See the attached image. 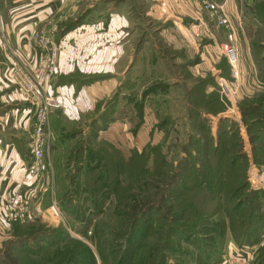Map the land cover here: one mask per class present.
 <instances>
[{"label":"rangeland","instance_id":"obj_1","mask_svg":"<svg viewBox=\"0 0 264 264\" xmlns=\"http://www.w3.org/2000/svg\"><path fill=\"white\" fill-rule=\"evenodd\" d=\"M128 1L0 0V46L7 60L0 69V121L5 117L11 121L15 113H20L21 101L29 106L33 114L29 143L34 156L32 175L42 170L52 152L51 114L63 111L66 115L57 88L75 87L76 92L83 86L95 88L105 80L113 85L93 109L79 110L68 118L64 136L71 148L66 160L70 166L69 186L58 201L62 211L54 213L61 224H40L12 232L0 243V264H207L213 254L218 255L212 252L213 245L204 235L207 230L202 225L208 221L197 222L193 215H188L192 219L182 218L178 214L182 202L178 201L187 190L200 195L211 190L215 182L211 166L216 163L221 166V174L225 173L220 176V191L233 193L232 204L240 206L242 202L247 209L250 205L246 200L254 198L262 199L264 207V187L250 180L252 172L255 179L264 174V0H252V24L246 29L247 41L242 43L223 5L216 4L230 20L229 27L219 22L229 30L228 40L216 45L220 67L199 75L189 69L188 86L173 85L169 95L166 92L170 88L166 90L163 78L142 73L139 79L132 80L131 64L119 73H85L75 66L61 70L62 50L67 58H74L71 53L75 50L69 52L67 39L76 31L106 26L115 10ZM134 2L132 7L138 4ZM206 2L218 3L204 1L206 10ZM8 24L14 35H28L36 59L21 58V47L4 30ZM142 26V41L135 46L133 60L155 31L147 22L143 21ZM155 42L163 49L161 38ZM230 45L237 52L235 71L224 54L225 46ZM53 46L57 51L56 67L45 85L44 97H55L59 102L48 109L42 134L38 127L44 99L25 90L26 76L43 74ZM19 68L21 72L16 71ZM69 106L74 108L76 103ZM39 142H45L47 150L41 161L33 150ZM23 198L29 205L27 196ZM188 202L189 208L195 207L193 203L200 204L197 200ZM204 203L205 209L210 208L207 200ZM28 214L15 220L24 224ZM68 242L73 254L58 255V249ZM133 253L135 258H126ZM227 255L219 264L251 256L254 264L251 252Z\"/></svg>","mask_w":264,"mask_h":264},{"label":"crops","instance_id":"obj_2","mask_svg":"<svg viewBox=\"0 0 264 264\" xmlns=\"http://www.w3.org/2000/svg\"><path fill=\"white\" fill-rule=\"evenodd\" d=\"M204 1L206 0H164L162 3L136 0L139 5L132 7L135 2L129 0L126 5L115 10L106 26L88 28L86 31H76L72 34L67 42L70 43L69 52L75 50L74 54L71 53L74 58H67L66 52L62 50L59 67L65 71L75 66L85 73H119L131 64L132 80L139 79L142 73H149L155 78H163L166 90L170 88V91L166 92L168 95L172 92L173 85L185 88L188 86L186 74L189 69L199 75L201 72L214 71L216 67H220L221 60L216 45L228 40L229 36V30L221 26L217 17L204 8ZM216 1V4L223 5L239 31L240 42L247 41L246 29L252 24L249 14L250 7L254 5L252 0ZM247 11L248 15H245ZM143 21L155 31L149 35L150 42L142 43L143 48L133 60L135 46L142 41L140 32ZM11 27L12 25L8 24L4 26V30L11 41L13 37L15 44L21 47V58L36 59L37 55L35 50L30 48L32 46L28 35H14ZM158 38L164 43L163 49L156 47L155 41ZM64 42L67 43L66 40ZM5 58L4 48L0 46V69L7 64ZM106 81L108 80L101 81L95 88L83 86L76 92L75 87L57 88L67 116L63 111L51 114L52 152L45 159L42 170L37 171L35 175L31 172L34 170V156L29 143L33 136V114L29 106L21 101L20 113H15L11 121L10 117L0 121V243L9 239L18 227L61 224L56 222L55 214L61 210L62 206L60 207L58 201L69 186L70 166L66 165V160L71 148L69 139L64 136L67 134V121L68 118L76 116L79 110L93 109L99 99L110 93L113 85L105 83ZM151 94L156 95L153 92ZM70 103H76V107H70ZM15 193L22 197L27 196L29 201V217L24 224L6 216L4 212L6 199ZM262 209L264 210V207ZM219 217L217 214L214 220ZM225 220L222 258L234 252H251L255 257L254 264H264V226L259 228L253 242L244 241L241 244L231 229L228 218Z\"/></svg>","mask_w":264,"mask_h":264},{"label":"trees","instance_id":"obj_3","mask_svg":"<svg viewBox=\"0 0 264 264\" xmlns=\"http://www.w3.org/2000/svg\"><path fill=\"white\" fill-rule=\"evenodd\" d=\"M217 164L218 163H216V165L211 166L214 169L213 173H214V177H215L214 178L215 182L212 181L213 185H211V187H212L211 190H209V191L204 190V191H202L204 193H202L200 195L199 193L193 192L194 190L192 191L190 189V190L186 191L187 193H189V195H187V193L182 194L181 195L182 199H180V201H178V204H181V202H182V207L181 208L179 207L180 212L178 213L179 215H182V218L185 216L187 217L188 215H190V216L193 215L196 217L197 222L204 221V220L208 221V223L206 225H202V227L206 228L205 230H207V232L204 235L207 238H209V241L213 245L214 250L212 252L217 253L218 255L215 256V254H213L212 255L213 259L210 261H207V264H218L222 259L223 239H224V230L226 227V220H225L226 218H228L229 225H230L231 229L234 231L237 239H239V241L241 242V244L244 241L245 242H248V241L253 242L254 237L255 236L257 237V232L259 231V228L264 226V210L262 209V207H263L262 206V199H259V201H255L254 198H250V199L248 198L246 201H248L247 203L250 205V207H248L247 209L245 207H242V204H241L242 202H240V206H237L238 205L237 203L232 204L234 199L231 197V195L233 193H231V191L230 192L226 191V194H225L224 186H223L224 189H222V191L224 193H222L220 191L221 177L225 176V173L221 174V172H220L221 166L217 165ZM238 179H239V177H238ZM210 197H212V198L209 200ZM226 197H229V198L227 199ZM258 197H260V196H257V199H258ZM194 199L197 201H200V204L199 203H193L195 205L194 208L187 207V204H191L188 201L189 200L195 201ZM205 200H207V203L209 202V204H210L209 205L210 208H208V209H205V206H203V203ZM250 200H252V201L250 202ZM183 201H184V203H183ZM176 209H178V208H175L174 211ZM192 210H194V211L192 212ZM217 214L220 215V217L217 220H214V217ZM209 216H212V218L208 219ZM190 219H192V218H190ZM196 219H195V221H196ZM197 226H199V225H197ZM33 227L34 226L18 227L14 232L18 233L19 231H23V230L25 231L26 229H30ZM25 240H27V239H25ZM129 242H126V247L128 246ZM69 245H71V244L68 242V245L58 249V251H57L58 255H66L67 256V255L73 254L72 253L74 251L73 247L69 246ZM128 249H129V247H128ZM128 249L126 251L127 253H128ZM202 252H204V251H202ZM103 254L104 253H102L101 256H103ZM202 254H204V253H202ZM91 257H92V260L95 261V257H93L92 254H91ZM131 257H134V253L131 254V256H128V254H127L126 258H131ZM142 257L145 258V254H143ZM202 258L204 259V255L202 256Z\"/></svg>","mask_w":264,"mask_h":264},{"label":"built area","instance_id":"obj_4","mask_svg":"<svg viewBox=\"0 0 264 264\" xmlns=\"http://www.w3.org/2000/svg\"><path fill=\"white\" fill-rule=\"evenodd\" d=\"M205 7L212 11L214 15L217 16L219 22L227 27L230 25V20L228 19L227 15L225 13H222V11L219 9L218 5L213 2H206ZM52 52L50 54V57L48 58V67L47 69L37 77H31L30 75L26 76L27 79V88L25 90L32 94L34 97H41L43 98V105L44 108L41 110V118H39V131L43 134V127L45 125V119H46V113L50 107H53V105L58 104V99L55 97H44L45 93V85L47 81L52 77L55 67H56V57H57V51L56 47L53 46L51 49ZM224 54L230 63L231 67L233 68V71L236 70V63H238L237 58V52L233 45L225 46L224 48ZM17 72H21L22 69L19 68L16 70ZM225 93H228V88L225 86L223 87ZM44 136V135H43ZM44 143H35V146L33 148L35 157L41 161L45 157V152L47 151L44 148ZM255 175H253V172L250 173V180L253 183V185L258 184L260 187H264V174L261 176H258V179H255ZM4 212L6 216L12 218V219H23L24 216H26L29 213L28 204L27 201L19 194L15 193L12 196L9 197V200L4 205ZM241 254V253H239ZM253 256L249 257L248 259L240 258L237 260V262H231V264H251Z\"/></svg>","mask_w":264,"mask_h":264}]
</instances>
